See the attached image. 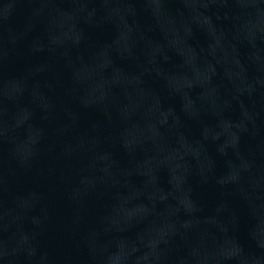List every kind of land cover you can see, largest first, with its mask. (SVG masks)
Here are the masks:
<instances>
[{"label":"water","instance_id":"water-1","mask_svg":"<svg viewBox=\"0 0 264 264\" xmlns=\"http://www.w3.org/2000/svg\"><path fill=\"white\" fill-rule=\"evenodd\" d=\"M0 264H264V0H0Z\"/></svg>","mask_w":264,"mask_h":264}]
</instances>
